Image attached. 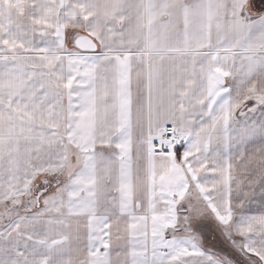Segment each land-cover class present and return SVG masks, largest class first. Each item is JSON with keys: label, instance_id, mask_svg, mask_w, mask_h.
<instances>
[{"label": "snow or ice", "instance_id": "1", "mask_svg": "<svg viewBox=\"0 0 264 264\" xmlns=\"http://www.w3.org/2000/svg\"><path fill=\"white\" fill-rule=\"evenodd\" d=\"M0 264H264V0H0Z\"/></svg>", "mask_w": 264, "mask_h": 264}]
</instances>
